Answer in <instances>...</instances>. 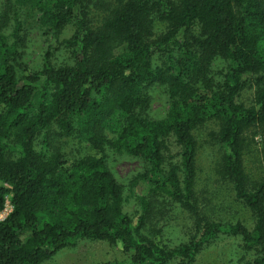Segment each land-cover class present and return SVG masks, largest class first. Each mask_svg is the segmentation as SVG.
<instances>
[{"label": "trees", "instance_id": "trees-1", "mask_svg": "<svg viewBox=\"0 0 264 264\" xmlns=\"http://www.w3.org/2000/svg\"><path fill=\"white\" fill-rule=\"evenodd\" d=\"M103 1L0 4V215L7 197L13 208L0 220V264H44L80 241L119 243L129 264H195L220 237L240 242L244 264H264V177L245 166L255 129L264 156V0ZM26 11L58 45L39 64L27 58ZM156 86L162 118L147 114ZM206 126L213 177L249 224L214 220L200 202ZM111 153L141 162L129 180L135 213ZM174 211L192 224L170 246L159 223Z\"/></svg>", "mask_w": 264, "mask_h": 264}, {"label": "rangeland", "instance_id": "rangeland-1", "mask_svg": "<svg viewBox=\"0 0 264 264\" xmlns=\"http://www.w3.org/2000/svg\"><path fill=\"white\" fill-rule=\"evenodd\" d=\"M108 0H104L106 3ZM110 1V0H109ZM3 0H0L2 4ZM102 7L98 8L95 16H102L106 13ZM27 32L26 53L29 62L39 64L42 57L48 50L58 48L48 35H45L38 25V15L34 12L26 11L23 17ZM55 61L60 64L63 53L58 49L54 53ZM33 64V63H32ZM150 104L147 114L154 118L165 116L168 105L165 90L162 86L149 89ZM252 99V91H247L242 96V100L249 104ZM214 126H206L198 134L199 141V176L198 193L200 202L205 207L207 213L214 220H221L226 223L246 222L249 224L251 214L234 198L227 184H223L219 176L213 177L215 173L214 159L217 156V148L214 146L209 133ZM257 130H253L246 135L247 143L250 144L245 155V166L252 178L264 177V156L261 153V139ZM70 148L74 152L81 150V146L76 141L70 142ZM109 166L118 181L126 188V211L135 213L138 206L134 199L129 203V180L140 170L141 162L130 159L127 156L110 154ZM217 172V171H216ZM144 186L137 190V194H143ZM5 208H12L10 199L7 197ZM159 227H163L165 241L174 246L188 239V232L191 228V221L180 212H172L168 222H160ZM165 224H169L168 226ZM250 257L240 248V242L235 238L220 237L215 242L206 246L195 264H244ZM44 264H129V257L124 253L121 244H112L108 241H80L76 246L62 250L52 259ZM173 264V263H172Z\"/></svg>", "mask_w": 264, "mask_h": 264}, {"label": "built area", "instance_id": "built-area-1", "mask_svg": "<svg viewBox=\"0 0 264 264\" xmlns=\"http://www.w3.org/2000/svg\"><path fill=\"white\" fill-rule=\"evenodd\" d=\"M13 208H5L4 211L0 215V220H4L11 212Z\"/></svg>", "mask_w": 264, "mask_h": 264}]
</instances>
